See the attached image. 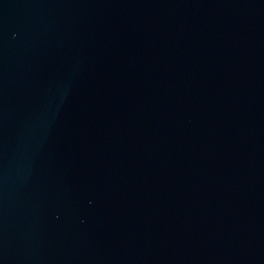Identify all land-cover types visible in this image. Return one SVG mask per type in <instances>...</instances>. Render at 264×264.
<instances>
[{"label":"water","instance_id":"95a60500","mask_svg":"<svg viewBox=\"0 0 264 264\" xmlns=\"http://www.w3.org/2000/svg\"><path fill=\"white\" fill-rule=\"evenodd\" d=\"M0 264H264V0H0Z\"/></svg>","mask_w":264,"mask_h":264}]
</instances>
